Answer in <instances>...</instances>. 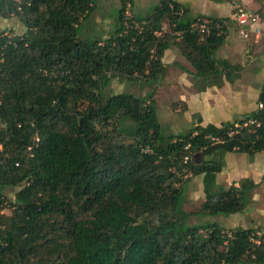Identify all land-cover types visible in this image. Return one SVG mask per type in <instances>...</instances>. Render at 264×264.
Masks as SVG:
<instances>
[{"label":"trees","instance_id":"1","mask_svg":"<svg viewBox=\"0 0 264 264\" xmlns=\"http://www.w3.org/2000/svg\"><path fill=\"white\" fill-rule=\"evenodd\" d=\"M97 1L0 0V17L26 27L0 31V264H264L260 229L189 225L195 214L182 207L186 182L204 175L196 215L244 212L256 184L217 186L224 162L216 156L263 152L264 108L249 116L259 127L233 136L247 119L168 134L154 92L106 96L113 80L158 83L169 49L196 79L221 85L227 31L199 35L192 25L202 17L175 0L131 18L134 1L120 0L111 34L93 29L98 36L87 38L81 29ZM15 188L4 217L6 190Z\"/></svg>","mask_w":264,"mask_h":264},{"label":"crops","instance_id":"2","mask_svg":"<svg viewBox=\"0 0 264 264\" xmlns=\"http://www.w3.org/2000/svg\"><path fill=\"white\" fill-rule=\"evenodd\" d=\"M133 1L136 3V0ZM175 1L188 6L194 16L205 19L229 18L234 12L236 1L264 16V0ZM20 25L25 27L17 18L0 17V31L16 32ZM177 52L176 49H169L163 58L166 69L161 84L166 92L179 93L178 106L167 107L169 110L165 118L168 122L163 119L164 123L172 128L166 133L184 134L196 126L222 127L247 119L258 111L259 97L264 85V40L255 37L244 40L234 25L229 27L225 42L217 53V59L224 62L227 67L222 68V72L226 70L225 72L229 73V79H226V74L221 76L219 80L222 81L221 85L214 81L211 85H206L194 77L192 66L188 69L184 63L172 62L174 56L172 58L170 56L177 55ZM178 58L188 62L182 54L178 53ZM216 157L223 159L224 162L222 171L216 174L217 186L239 187L242 180H251L256 184L252 200L244 212L225 216L224 223L219 224L228 230L242 228L260 229L264 232V151L255 155L230 152ZM184 190L182 206L184 211L187 212L185 208L188 204L187 195L191 192L193 194L195 190L203 194L202 206L206 200L204 175L191 178L184 185Z\"/></svg>","mask_w":264,"mask_h":264},{"label":"rangeland","instance_id":"3","mask_svg":"<svg viewBox=\"0 0 264 264\" xmlns=\"http://www.w3.org/2000/svg\"><path fill=\"white\" fill-rule=\"evenodd\" d=\"M97 2L99 3V6L100 5L104 6V8L96 10L94 15H92L91 20L85 22L84 25L82 26L81 35H83L84 33V36H86L87 38L97 37L98 34L101 37L107 38L112 32L113 26L115 24L116 13L121 6L120 0H98ZM160 2L161 0H136V3H134L135 6H132V11L131 8L128 11V16L129 18L132 17L133 10L143 15L150 14L153 12L154 8ZM111 16L113 18H111ZM93 29L98 34L94 33ZM15 31L16 32H13L14 34L23 35L26 32V29L25 27L20 25V29ZM164 32L165 33L170 32V25L167 21L164 22ZM178 53L181 54L178 51L177 55L172 54L170 56L171 58L174 56L172 62H180V64L184 63L183 65H185V67L189 69L191 67L190 63L185 62L183 59L178 58ZM161 80L157 84L153 82H150L149 84L145 81L141 82V81L113 80L106 89V96L119 94V93H130L138 97H145L150 93L154 92L153 96L157 104L156 108L160 122L163 126L164 131L169 132L171 131L172 128L168 127V125L164 123L163 119L166 117V113L169 110L167 107L170 106L174 107V105L176 107L178 106L179 93L166 92L161 84ZM167 117L169 118V113L167 114ZM18 190L19 189L17 188L6 190V194L8 196V202L5 203L3 209L1 210V214L4 217L12 216L13 209L10 207L9 202H13L15 200V194ZM196 191L197 190H195L193 194L191 192V194L187 195L186 198V201L189 204V205L187 204V206L185 207L187 209V212L195 214L190 217V219L188 220V224L196 225V224H200V223L203 224L208 222L224 223L223 220L225 219V216L223 215H219V216L196 215V213L200 210V206L203 200V194ZM244 264H251V263H244Z\"/></svg>","mask_w":264,"mask_h":264},{"label":"built area","instance_id":"4","mask_svg":"<svg viewBox=\"0 0 264 264\" xmlns=\"http://www.w3.org/2000/svg\"><path fill=\"white\" fill-rule=\"evenodd\" d=\"M234 6V12L227 20L212 21L210 19L198 18L192 25V29L196 30L199 35L205 37L215 30L223 33L224 30L227 31L231 25H234L242 39L249 40L251 37H255L258 40H264V16L260 12L243 5L238 1L235 2ZM221 33H219V35H221ZM263 108L264 105L260 103L258 109L261 110ZM251 126L259 127V124L250 120L243 125L237 123L235 124L234 129L231 130L230 136L237 134L240 130L245 128L251 131ZM36 141H39V139L36 138ZM211 141L214 143H220V140L215 137L211 138ZM185 149H189V146ZM145 151L148 152L149 150L146 149ZM191 159H193L192 155H187L184 159V163L188 164ZM16 166L19 167V163H17ZM258 236L261 237L262 234L259 233ZM254 242L260 244L259 239H255Z\"/></svg>","mask_w":264,"mask_h":264},{"label":"water","instance_id":"5","mask_svg":"<svg viewBox=\"0 0 264 264\" xmlns=\"http://www.w3.org/2000/svg\"><path fill=\"white\" fill-rule=\"evenodd\" d=\"M247 120H249V118H247Z\"/></svg>","mask_w":264,"mask_h":264}]
</instances>
